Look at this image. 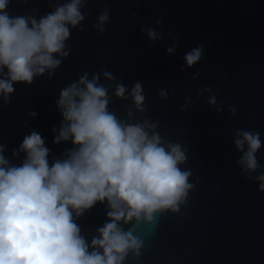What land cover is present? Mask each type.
I'll return each instance as SVG.
<instances>
[{
  "label": "water",
  "instance_id": "obj_1",
  "mask_svg": "<svg viewBox=\"0 0 264 264\" xmlns=\"http://www.w3.org/2000/svg\"><path fill=\"white\" fill-rule=\"evenodd\" d=\"M70 2L8 0L5 11L31 26ZM79 12L75 26L65 25L61 53L53 54L59 64L0 93V155L7 165H22L20 145L33 131L48 149L49 167L67 159L78 146L71 138L53 142L66 123L60 93L81 77H95L118 122L146 123L165 151L179 146L184 160L177 167L190 186L175 211L133 221L126 231L139 247L129 248L121 264H264L258 179L264 175V0H80ZM196 48L200 58L188 66L184 57ZM0 79H7L6 68ZM118 85L125 89L121 97ZM243 132L259 135L253 171L241 163L247 144L236 147ZM69 211L91 252L112 209L105 200L80 216Z\"/></svg>",
  "mask_w": 264,
  "mask_h": 264
},
{
  "label": "clouds",
  "instance_id": "obj_2",
  "mask_svg": "<svg viewBox=\"0 0 264 264\" xmlns=\"http://www.w3.org/2000/svg\"><path fill=\"white\" fill-rule=\"evenodd\" d=\"M7 3L0 0V70L7 69L0 93L5 95L13 91V82L30 83L34 75L55 68L59 61L53 54L61 53L69 36L65 25L82 19L80 0H71L39 23L31 20V26L23 17H9ZM200 54L199 48L187 53L186 64L196 63ZM124 91L118 85L115 94L121 97ZM132 96L139 107V84ZM58 104L66 123L53 142L71 138L78 146L67 159L49 167L48 149L35 131L20 145L22 165L9 167L0 155V264H121L127 250L139 243L119 222L138 221L141 215L151 220L157 210H176L190 187L188 173L177 167L184 155L179 146L165 151L158 136L149 137L146 123L118 122L106 110V89L96 85L95 77L90 82L81 77L63 90ZM240 136L237 149L248 146L241 163L253 171L259 135ZM258 179L264 191V175ZM105 200L112 209L110 222L98 229L99 239L92 240L89 252L69 209L80 216Z\"/></svg>",
  "mask_w": 264,
  "mask_h": 264
},
{
  "label": "trees",
  "instance_id": "obj_3",
  "mask_svg": "<svg viewBox=\"0 0 264 264\" xmlns=\"http://www.w3.org/2000/svg\"><path fill=\"white\" fill-rule=\"evenodd\" d=\"M133 221H129L128 223H124L123 221H121L119 222V226L122 230L126 231L132 225Z\"/></svg>",
  "mask_w": 264,
  "mask_h": 264
}]
</instances>
